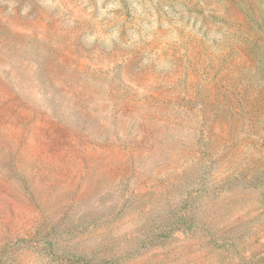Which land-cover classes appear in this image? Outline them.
I'll return each instance as SVG.
<instances>
[{"label":"rangeland","instance_id":"1","mask_svg":"<svg viewBox=\"0 0 264 264\" xmlns=\"http://www.w3.org/2000/svg\"><path fill=\"white\" fill-rule=\"evenodd\" d=\"M78 250L264 264V0H0V264Z\"/></svg>","mask_w":264,"mask_h":264},{"label":"trees","instance_id":"2","mask_svg":"<svg viewBox=\"0 0 264 264\" xmlns=\"http://www.w3.org/2000/svg\"><path fill=\"white\" fill-rule=\"evenodd\" d=\"M185 206L186 200H183L181 205L171 210L170 214L167 216V224L152 226V228L147 229L145 238L140 241V247L144 248L145 246H149L154 241H162L183 227L187 229V227H189L188 223L191 222V220H189L191 215L185 211ZM72 256L75 258V264H119L123 259V256L115 255L99 259L87 258L82 250L74 251Z\"/></svg>","mask_w":264,"mask_h":264}]
</instances>
